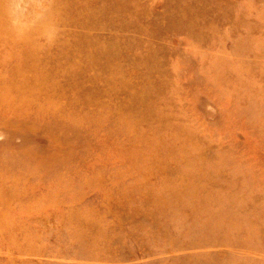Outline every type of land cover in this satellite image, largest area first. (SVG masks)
I'll list each match as a JSON object with an SVG mask.
<instances>
[{
  "label": "rangeland",
  "instance_id": "1",
  "mask_svg": "<svg viewBox=\"0 0 264 264\" xmlns=\"http://www.w3.org/2000/svg\"><path fill=\"white\" fill-rule=\"evenodd\" d=\"M0 264H264V0H0Z\"/></svg>",
  "mask_w": 264,
  "mask_h": 264
}]
</instances>
